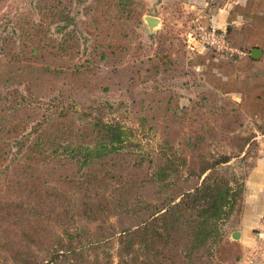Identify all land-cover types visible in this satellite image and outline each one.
<instances>
[{
  "label": "rangeland",
  "instance_id": "obj_1",
  "mask_svg": "<svg viewBox=\"0 0 264 264\" xmlns=\"http://www.w3.org/2000/svg\"><path fill=\"white\" fill-rule=\"evenodd\" d=\"M91 1L74 4L79 16ZM126 3L134 13L122 20L126 36L119 37L120 47L86 70L74 71L75 59L29 58L19 64L0 55V148L7 150L10 143L13 152L14 138L25 140L20 133L29 131L37 119L45 127V116L61 121V128L51 132L56 136L54 144L41 152L34 170L0 163V224L12 221L7 214L18 212L17 203L33 207L32 219L38 220L29 235L23 236L19 226L5 230L0 238V264L25 262L17 260L24 259L28 250L43 257L54 246L71 242L78 247L88 234L101 235L141 222L200 183L197 177H186L188 168L198 172L202 161L211 162L220 153L243 156L232 159L223 173H246L240 212L221 221L222 239L237 243L238 264H264V211L249 214L248 235L241 224L244 207L256 196L255 178L258 173L264 175V112L262 118L254 115L204 82L192 62L191 17L179 11L162 13V25L150 32L143 18L149 14L145 2ZM30 5V0H0V37L12 24L8 19H18ZM13 47L18 51L16 44ZM21 100L38 105V112L24 109ZM3 105L9 108L4 110ZM66 109L68 117L61 120L58 113L63 115ZM257 110L263 109L258 106ZM86 113L116 120L131 131L117 150L81 166L62 156L74 144L93 143L100 137L86 126ZM26 217L30 216L22 217L23 221ZM233 232L239 233L238 239ZM241 232L247 236L246 243ZM117 244L113 238L100 249L61 257L58 264H108V255L116 264ZM182 249L183 245L172 241L151 261L157 264L162 255L167 257L166 264L233 261L236 254L234 247L225 246L213 252L212 259V251L201 250L200 258L193 254L187 260ZM134 254L141 264L146 252L137 249Z\"/></svg>",
  "mask_w": 264,
  "mask_h": 264
},
{
  "label": "trees",
  "instance_id": "obj_2",
  "mask_svg": "<svg viewBox=\"0 0 264 264\" xmlns=\"http://www.w3.org/2000/svg\"><path fill=\"white\" fill-rule=\"evenodd\" d=\"M87 1L30 0L31 5L24 7V11L17 16L18 19H8L12 24L7 34L0 37V55L5 56L10 62L19 64L30 60L29 58L75 59L74 71L86 70L95 63L107 59L109 55H114L115 50L120 47L119 37L126 36L121 25L122 20L130 17L134 12L126 0H92L84 9V15L79 16L74 4ZM115 7H118L116 11H114ZM142 16L139 14L140 23ZM15 44L18 51L14 50ZM155 56L157 57V54ZM20 95L22 99L25 98L24 95ZM20 103L23 104L24 109L29 107L38 112V105H31L27 100H21ZM2 108L5 110L9 107L3 105ZM68 112V109L63 115L59 112L60 119H66ZM86 116L89 118L85 121L86 126L100 133V137L93 143L74 144L73 148L62 156L67 162L74 160L81 166L117 150L127 140L131 131L116 120H104L91 113H86ZM37 120L29 127V131L20 133L21 138L24 137L25 140L14 138L17 147L13 152L10 143L7 150L0 148V163L4 161L7 167L18 166L17 168L26 171L35 169L34 164L40 161L38 156L51 148L56 140V136H51V132L55 128L58 129L57 127L61 128V121L57 119L45 116L43 121H47V127L43 126L42 120ZM83 130L80 128V131ZM234 158L243 159V156L220 153L211 162L202 161L198 172L188 168L186 177H197L201 179L200 183L191 190L181 193L178 200L171 199L162 208L156 209L135 225H128L118 231L101 235L88 234L87 241L78 247L71 242L64 247L54 246L46 249L47 253L43 257H38L35 253L31 254L28 250L24 253V259L17 260L25 262L17 264H58L61 257L77 253L78 250L82 253L85 251L83 249L89 251L100 249L102 243L113 238L118 243L115 251L118 259L116 264H137L134 254L137 249L146 252L144 261H140L141 264H154L151 261L152 257L163 248H169L172 241L183 245L182 256L187 260H190L193 254L200 258L202 255L198 253L201 250L212 251L209 255L212 259L213 252L223 250L225 246L236 249L233 261H179L178 263L174 261V264H238L236 260L240 258V250L237 243L225 242L220 232L221 221L229 218L236 211L240 212L243 199L246 173L235 171L230 175H227L228 172L223 173L228 171L229 167L224 166ZM3 206L8 207L10 204L3 203ZM15 207L17 213L10 212V215L6 213L11 216L12 221L0 224V238L5 230L16 226L22 228L23 236L29 235L34 229V224L38 223L37 219H32L36 214L33 207L25 208V203H17ZM25 215L30 217H26L27 220L23 221L22 217ZM157 247L158 249L154 251ZM112 260L108 255L106 260L108 264H115ZM165 260L167 257L162 255L157 264H166Z\"/></svg>",
  "mask_w": 264,
  "mask_h": 264
},
{
  "label": "crops",
  "instance_id": "obj_3",
  "mask_svg": "<svg viewBox=\"0 0 264 264\" xmlns=\"http://www.w3.org/2000/svg\"><path fill=\"white\" fill-rule=\"evenodd\" d=\"M149 14L163 20L162 13L179 11L201 23L226 33L230 44L244 55H217L209 48L190 41L192 62L207 85L230 96L261 118L264 110V0H143ZM152 11V12H151ZM144 15V16H145ZM156 29V28H155ZM191 40V39H190ZM192 42V43H191ZM261 106L263 110H257ZM256 196L244 207L241 224L247 226L250 215L264 211V175L255 178ZM248 187V184H247ZM244 234L249 229H246ZM242 242L247 236L241 232ZM247 263V261H242Z\"/></svg>",
  "mask_w": 264,
  "mask_h": 264
},
{
  "label": "built area",
  "instance_id": "obj_4",
  "mask_svg": "<svg viewBox=\"0 0 264 264\" xmlns=\"http://www.w3.org/2000/svg\"><path fill=\"white\" fill-rule=\"evenodd\" d=\"M191 31L189 37L192 41L208 46L217 55L238 54L244 55V51L234 48L226 33L213 27L205 26L197 17L190 18Z\"/></svg>",
  "mask_w": 264,
  "mask_h": 264
},
{
  "label": "water",
  "instance_id": "obj_5",
  "mask_svg": "<svg viewBox=\"0 0 264 264\" xmlns=\"http://www.w3.org/2000/svg\"><path fill=\"white\" fill-rule=\"evenodd\" d=\"M144 21L146 23V26L148 28V30L150 32H152L155 28L158 27V24H159V19L154 17V16H151V15H145L144 17ZM232 237L234 239H238L239 238V233L238 232H233L232 233Z\"/></svg>",
  "mask_w": 264,
  "mask_h": 264
}]
</instances>
